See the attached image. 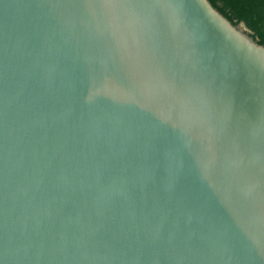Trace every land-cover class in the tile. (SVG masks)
Instances as JSON below:
<instances>
[{
	"label": "water",
	"instance_id": "water-1",
	"mask_svg": "<svg viewBox=\"0 0 264 264\" xmlns=\"http://www.w3.org/2000/svg\"><path fill=\"white\" fill-rule=\"evenodd\" d=\"M0 264H264V45L209 0H0Z\"/></svg>",
	"mask_w": 264,
	"mask_h": 264
},
{
	"label": "trees",
	"instance_id": "trees-1",
	"mask_svg": "<svg viewBox=\"0 0 264 264\" xmlns=\"http://www.w3.org/2000/svg\"><path fill=\"white\" fill-rule=\"evenodd\" d=\"M232 24L243 23L251 37L264 45V0H209Z\"/></svg>",
	"mask_w": 264,
	"mask_h": 264
},
{
	"label": "rangeland",
	"instance_id": "rangeland-1",
	"mask_svg": "<svg viewBox=\"0 0 264 264\" xmlns=\"http://www.w3.org/2000/svg\"><path fill=\"white\" fill-rule=\"evenodd\" d=\"M240 30L250 35V30L246 28V26L243 23H239L236 25Z\"/></svg>",
	"mask_w": 264,
	"mask_h": 264
}]
</instances>
